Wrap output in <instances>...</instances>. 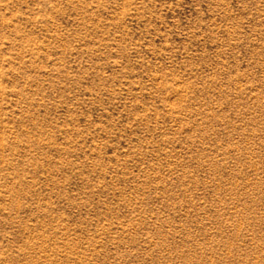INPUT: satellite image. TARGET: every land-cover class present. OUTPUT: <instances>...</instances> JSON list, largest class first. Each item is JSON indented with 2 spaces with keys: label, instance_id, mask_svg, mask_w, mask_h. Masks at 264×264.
<instances>
[{
  "label": "rangeland",
  "instance_id": "1",
  "mask_svg": "<svg viewBox=\"0 0 264 264\" xmlns=\"http://www.w3.org/2000/svg\"><path fill=\"white\" fill-rule=\"evenodd\" d=\"M0 264H264V0H0Z\"/></svg>",
  "mask_w": 264,
  "mask_h": 264
}]
</instances>
